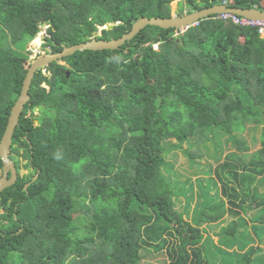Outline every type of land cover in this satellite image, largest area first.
I'll return each mask as SVG.
<instances>
[{
    "label": "trees",
    "instance_id": "trees-1",
    "mask_svg": "<svg viewBox=\"0 0 264 264\" xmlns=\"http://www.w3.org/2000/svg\"><path fill=\"white\" fill-rule=\"evenodd\" d=\"M171 1L0 0V138L27 71L25 45L41 24V46L56 52L118 38L142 16H170ZM221 3L264 10V0H182L177 15ZM108 22L112 28L96 35ZM62 61L36 70L13 132L12 149L26 144L29 170L0 191V264H153L157 254L160 264H264L257 28L212 14L184 31L147 25L118 49L76 51ZM247 127L260 128L258 137L246 139ZM218 133L234 150L213 169L219 184L197 180L203 200L184 219L173 196L189 199L192 183L179 185L167 155L181 148L196 166L201 144ZM225 215L233 218L217 241L204 238L201 224Z\"/></svg>",
    "mask_w": 264,
    "mask_h": 264
},
{
    "label": "water",
    "instance_id": "water-1",
    "mask_svg": "<svg viewBox=\"0 0 264 264\" xmlns=\"http://www.w3.org/2000/svg\"><path fill=\"white\" fill-rule=\"evenodd\" d=\"M222 12H230L244 17L264 21V10L257 8H239L230 7L225 3L215 4L210 7L195 10L183 15H172L167 17L160 16H142L136 19L130 30L123 33L118 38L111 39H96L90 38L87 41L70 44L65 46L56 52H43L30 59L24 79L22 81L21 90L16 98L15 102L11 106L10 113L7 118V123L4 132L0 138V159L2 161V168L0 174V191L6 187L11 186L16 182L17 171L14 162L10 158V148L12 146V136L15 127L19 123V118L24 108V105L28 102L30 95L29 89L31 86L32 78L39 68H43L48 64L57 61L60 62L66 56L73 54L76 51L82 50H102V49H118L124 42L132 39L137 33H139L145 26L152 25L161 28H175L184 31L191 25H194L199 19L209 17L212 14H218ZM114 25L113 22L105 23L104 26H99L100 29H110ZM98 27V28H99ZM28 48V46L26 47ZM126 51V50H125ZM68 73V71H66ZM36 121V120H35ZM37 124V123H36ZM24 147V144H19V147ZM37 175H34L32 181L35 180ZM29 183H26L24 187H27Z\"/></svg>",
    "mask_w": 264,
    "mask_h": 264
},
{
    "label": "rangeland",
    "instance_id": "rangeland-1",
    "mask_svg": "<svg viewBox=\"0 0 264 264\" xmlns=\"http://www.w3.org/2000/svg\"><path fill=\"white\" fill-rule=\"evenodd\" d=\"M182 0H172L170 2L171 7V14L177 15L178 10V2ZM47 25L41 24L39 27V31L36 33L35 37L32 38L27 42V45H25V50L28 52V57L30 59L34 58L36 55L45 52L43 47L41 46L43 42V37L45 35V29ZM100 27L97 29L96 35L100 34ZM181 31V30H180ZM177 34V33H176ZM175 34V35H176ZM38 37L39 43L36 44L34 42V39ZM94 38V37H92ZM157 46V44H155ZM28 46V48H26ZM59 63H64L63 61H60ZM37 112L34 113V115ZM35 124L37 121H33ZM260 128L257 130L251 131L249 127L246 128V131L244 132V136L246 139H250L251 135H254V137H258ZM173 142H175V139H172ZM258 143V142H257ZM251 146V152L254 151L259 147V143ZM187 147L186 144L182 145V148ZM230 150H234V146L232 142L228 139L227 135L218 133L217 135H214L212 139L204 144H201V151L202 156L199 159L198 164L192 165L185 154L182 152V149L178 148L174 151L170 152L167 157L171 159L174 162V172L177 180H179V185L183 183L186 180H190L192 183L191 189H187L186 194L189 196V199H186L185 196L182 194H178L173 196L174 201V207L178 211L183 213L184 219L191 220L193 216L195 215V209L199 208L202 202V195L200 194L202 191V186H200L197 182L199 178L202 179L203 184L206 183L207 178H215V181L217 184H219L218 180L216 179V176L213 172L214 167L222 162L224 160V156L227 152ZM173 155V156H171ZM210 167L211 173L207 174L205 172L206 169ZM1 174V173H0ZM264 188V185H259V190L262 191ZM213 191V190H212ZM210 191V192H212ZM1 212V209H0ZM253 211L248 212V216H251ZM233 218L231 215H225L224 218L212 225H205L201 224V226L204 228L203 237L206 238V236L212 238V242L217 241V236L215 235L216 232L219 231L221 226H226L227 223L230 221V219ZM253 236V234H252ZM260 246L264 247V237L262 238V241L259 243ZM210 249L213 251V247L210 246ZM163 257L160 254H157L154 257H149V261L153 264H160L159 258ZM218 257L217 259H219Z\"/></svg>",
    "mask_w": 264,
    "mask_h": 264
},
{
    "label": "built area",
    "instance_id": "built-area-1",
    "mask_svg": "<svg viewBox=\"0 0 264 264\" xmlns=\"http://www.w3.org/2000/svg\"><path fill=\"white\" fill-rule=\"evenodd\" d=\"M216 15L217 17L221 19L230 20L232 23H235L237 25L256 27L259 34L264 37V21L263 20L244 17V16L237 15V14L230 13V12H222ZM156 47L157 46L154 44V48Z\"/></svg>",
    "mask_w": 264,
    "mask_h": 264
},
{
    "label": "flooded vegetation",
    "instance_id": "flooded-vegetation-1",
    "mask_svg": "<svg viewBox=\"0 0 264 264\" xmlns=\"http://www.w3.org/2000/svg\"><path fill=\"white\" fill-rule=\"evenodd\" d=\"M19 144H24L22 142H17L15 145L19 148L18 151H15L12 149V146L10 148V158L12 159V161L14 162V165H15V168H16V171H17V178L18 177H21L22 175L28 173V168L27 167H24L23 164L24 162L26 161L25 159L22 158V153H23V149L26 147V144H24V147H19ZM17 162V163H16ZM33 178V177H32ZM17 180V179H16ZM32 181V179H31ZM30 181V182H31ZM30 182H27L30 184ZM26 184V183H25ZM24 184V185H25ZM28 184V185H29ZM24 189H26L27 187H24Z\"/></svg>",
    "mask_w": 264,
    "mask_h": 264
},
{
    "label": "clouds",
    "instance_id": "clouds-1",
    "mask_svg": "<svg viewBox=\"0 0 264 264\" xmlns=\"http://www.w3.org/2000/svg\"><path fill=\"white\" fill-rule=\"evenodd\" d=\"M261 36V35H260ZM263 37V36H262Z\"/></svg>",
    "mask_w": 264,
    "mask_h": 264
}]
</instances>
